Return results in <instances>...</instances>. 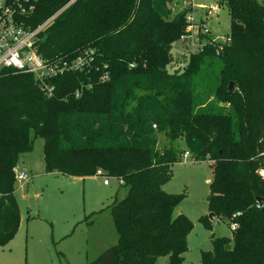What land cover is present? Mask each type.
<instances>
[{
    "label": "trees",
    "instance_id": "trees-1",
    "mask_svg": "<svg viewBox=\"0 0 264 264\" xmlns=\"http://www.w3.org/2000/svg\"><path fill=\"white\" fill-rule=\"evenodd\" d=\"M70 1L39 0L27 24L38 27ZM173 1L70 3L39 33L38 52L51 61L90 52L93 60L56 77L53 96L33 74L2 73L0 246L21 220L14 168L40 137L47 173L116 178L128 188L108 206L117 243L88 264H156L160 257L184 264L193 222L175 213L184 194L163 189L184 137L193 160L211 163L209 212L239 223L231 237L212 236L202 262L264 264V211L257 207L264 197V0H222L230 42L190 54L170 71L191 8L176 12ZM200 219L210 226L206 215Z\"/></svg>",
    "mask_w": 264,
    "mask_h": 264
},
{
    "label": "rangeland",
    "instance_id": "rangeland-1",
    "mask_svg": "<svg viewBox=\"0 0 264 264\" xmlns=\"http://www.w3.org/2000/svg\"><path fill=\"white\" fill-rule=\"evenodd\" d=\"M176 12L193 5L196 21L206 18L200 6H218V14L207 17L214 35L230 34V14L222 0H174L170 3ZM174 61L170 71L182 69L188 62L190 50L180 39L173 44ZM220 63L209 68L211 75L218 72ZM204 83L197 86L202 91ZM179 161L173 165V174L163 189L168 193L184 194L175 213L185 214L193 228L188 235V250L184 264H204L202 251L212 250V236L231 237L228 218H209L208 195L213 177L209 160L195 161L188 151L186 140L180 138ZM44 140L35 139L33 149L20 156L18 168L30 177L28 182L17 180L15 196L19 205L20 225L15 236L0 246V264H88L106 248L118 241V233L108 206L115 198L126 196L128 188L116 178L70 177L61 173H47L43 154ZM207 217L206 226L201 217ZM168 257H160L156 264H168Z\"/></svg>",
    "mask_w": 264,
    "mask_h": 264
},
{
    "label": "built area",
    "instance_id": "built-area-1",
    "mask_svg": "<svg viewBox=\"0 0 264 264\" xmlns=\"http://www.w3.org/2000/svg\"><path fill=\"white\" fill-rule=\"evenodd\" d=\"M73 1L75 0H71L45 23L33 28L27 24L26 18L36 10L39 0H0V76L7 69L33 74L39 88L50 97L56 90L54 83L56 77L71 71H82L90 65L93 60L90 52L78 55L74 59L59 61L45 59L38 52V36L41 30ZM188 6L191 8L186 14L187 25L179 39L188 46L190 54L204 52L209 45L230 42L229 35H214L207 24V17L211 18L218 14V6H200L206 10V18L198 21L194 18L193 5ZM189 156V152L184 154L185 158ZM14 172L16 180L21 183L29 181L30 177L24 170L15 167ZM101 173L102 171L98 170V174ZM107 179L108 177H105V184H109ZM257 207L262 208L259 203ZM240 214L237 213L236 216ZM230 226L233 231L239 227V223L232 220Z\"/></svg>",
    "mask_w": 264,
    "mask_h": 264
},
{
    "label": "water",
    "instance_id": "water-1",
    "mask_svg": "<svg viewBox=\"0 0 264 264\" xmlns=\"http://www.w3.org/2000/svg\"><path fill=\"white\" fill-rule=\"evenodd\" d=\"M232 86H233V82L231 81L230 84H229V89H231ZM257 202L261 205L262 210L264 211V197H257ZM209 218L211 220H215L216 219V215L213 212H210Z\"/></svg>",
    "mask_w": 264,
    "mask_h": 264
},
{
    "label": "crops",
    "instance_id": "crops-1",
    "mask_svg": "<svg viewBox=\"0 0 264 264\" xmlns=\"http://www.w3.org/2000/svg\"><path fill=\"white\" fill-rule=\"evenodd\" d=\"M107 185V184H106Z\"/></svg>",
    "mask_w": 264,
    "mask_h": 264
}]
</instances>
